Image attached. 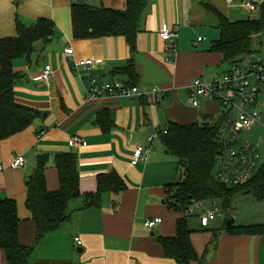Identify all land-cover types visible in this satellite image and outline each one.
<instances>
[{
	"label": "crops",
	"instance_id": "obj_1",
	"mask_svg": "<svg viewBox=\"0 0 264 264\" xmlns=\"http://www.w3.org/2000/svg\"><path fill=\"white\" fill-rule=\"evenodd\" d=\"M76 1L0 0V38L17 35V18L26 22L48 18L55 23L54 36L48 43L39 44L29 59L22 56L13 62L22 75L14 88L15 99L41 115L23 131L0 142V162L4 166L0 171V199L17 202L19 239L24 245L34 244L37 225L26 206V180L37 166L38 154H44L49 159L47 187L58 190L55 157L72 151L77 156L83 193L96 191L98 176L113 171L120 174L126 188L105 193L99 207H84V195L73 199L69 204L70 221L37 243L31 262L179 264L164 255L158 240L159 236L175 235L179 217L165 201L167 186L177 180L178 160L166 149L158 132L170 121L190 123L202 121L207 115L215 120L222 117L224 107L218 101L202 99L198 108L190 106L186 89L196 77L214 79L223 64L222 55L209 50L210 41L218 39L220 31L213 29L207 12L200 13L201 7L206 10L204 4L209 3L229 19L230 7L225 0H148L133 55L121 36L74 38L70 8ZM84 1L121 10L127 5V0ZM165 26L178 29L175 52L160 35ZM202 34L208 35L207 43V36ZM68 47L73 49L75 59H93V64L77 71L72 56L66 53ZM169 56L172 60H167ZM129 60L136 66L134 81L143 95L134 99L86 98V73L100 82H131L121 70ZM46 65L54 72L49 82L38 78ZM155 85L167 89L170 95L160 99L151 94ZM109 118L113 124L105 130ZM74 135L81 136L84 143L72 146ZM151 135L155 136L152 141ZM141 145L151 147L150 155L133 164L135 148ZM19 154L25 157L24 166L11 167ZM158 216L163 221L155 228L144 225L146 219ZM193 217L197 223L194 232L207 231L205 237L194 232L191 235L201 264H264V234L216 230L213 222L217 217L208 227H202L198 216ZM154 231L157 234H152ZM75 237H80L81 245L76 244ZM0 264H8L1 248Z\"/></svg>",
	"mask_w": 264,
	"mask_h": 264
},
{
	"label": "trees",
	"instance_id": "obj_2",
	"mask_svg": "<svg viewBox=\"0 0 264 264\" xmlns=\"http://www.w3.org/2000/svg\"><path fill=\"white\" fill-rule=\"evenodd\" d=\"M147 2L148 0H127L126 8L121 10L78 0L70 8L73 36L77 39L121 36L126 39L134 55ZM204 5L217 17V28L220 31L219 38L212 41L209 50L220 53L223 63L232 64L255 51L254 38L262 37L264 33V2L258 17L236 21L230 20L215 6L209 3ZM16 29V36L0 38V142L23 131L41 115L37 109L15 99L14 88L21 81L22 75L14 69L13 62L22 56L29 59L39 44L48 43L54 36L55 23L48 18L30 22L17 18ZM121 68L129 76L131 82H128L136 85V66L133 60H129ZM222 119L220 117L214 121L211 115H207L202 121L190 123L170 121L158 132L166 149L178 160L177 180L167 186L165 201L168 208L179 215L175 223V235L159 236L158 240L164 255L179 264H191L193 261L201 264V258L191 239L194 229L186 215L191 206L198 202L206 205V202L219 199L223 208L229 209L233 196L239 192L252 193L264 200V163L245 183L230 185L217 179V134ZM206 121H211L209 126L203 125ZM112 124L109 118L103 127L110 130ZM48 163L46 155L38 154L37 166L26 180V206L37 225L34 244L24 245L19 239L17 202L9 198L0 199V248L8 264H39L31 262L37 243L70 221L69 204L73 199L84 195V207H99L105 193H119L126 188L120 174L113 171L98 176L96 191L83 193L77 156L70 151L59 153L55 157L60 188L51 191L45 177ZM224 228L237 235L264 234V223L226 224Z\"/></svg>",
	"mask_w": 264,
	"mask_h": 264
},
{
	"label": "built area",
	"instance_id": "obj_3",
	"mask_svg": "<svg viewBox=\"0 0 264 264\" xmlns=\"http://www.w3.org/2000/svg\"><path fill=\"white\" fill-rule=\"evenodd\" d=\"M231 7L235 0H225ZM264 2V1H263ZM263 2L258 0H242V6L250 12L260 11ZM264 34V33H263ZM162 39L169 43V50L176 51L175 42L178 38L176 27L165 26L160 31ZM201 40V38H199ZM73 60V65L77 69H86L93 64V59L77 60L73 56V49H66ZM167 60H172L169 56ZM53 70L46 65L42 70L39 80L49 82L53 76ZM89 78L85 96L87 99L106 97H128L134 99L144 93L138 85H132L127 80H116L111 82H100L92 78L90 73H86ZM150 93L164 99L170 92L159 85H155ZM187 102L190 106L198 108L202 99L220 102L223 107V119L217 134L218 152L216 155V177L218 180L230 184L238 185L250 180L257 172L259 165V152L255 145L249 140L242 138L244 131H249L255 127L262 129L261 141L264 142V59L256 54V51L245 55L240 60L230 64L229 68L219 73L214 79L206 80L196 77L186 89ZM166 133V129H164ZM155 138L151 135L149 140ZM84 139L81 136L71 137V145H81ZM150 146H137L134 151L132 163L137 164L140 160L147 159L151 152ZM25 164V157L19 154L10 164L13 168H21ZM4 168L0 162V171ZM201 208L196 213L195 208ZM191 217L197 215L202 227H208L211 221L218 216V207L214 202L210 206L198 202L191 206L186 212ZM163 221L162 217L148 218L144 225L153 229ZM77 245H81L80 237H75Z\"/></svg>",
	"mask_w": 264,
	"mask_h": 264
},
{
	"label": "rangeland",
	"instance_id": "obj_4",
	"mask_svg": "<svg viewBox=\"0 0 264 264\" xmlns=\"http://www.w3.org/2000/svg\"><path fill=\"white\" fill-rule=\"evenodd\" d=\"M260 3L264 0H258ZM242 0H235L234 4L229 9V17L231 20H242L246 18H256L259 16V11L255 12H246L244 10V7L241 4ZM207 10V9H206ZM204 7H201L202 12H207L209 18V21L211 24H213V29L216 28L218 25V19L211 11H206ZM202 36L205 37L204 43H207V39L209 38L208 35L202 34ZM202 40V38H201ZM200 41V40H199ZM211 40L210 46L212 44ZM253 48L256 51V54L264 59V34L262 37H255L253 41ZM230 64L223 63L218 67V70L220 73L224 72L229 68ZM216 117H214L213 120H215ZM261 135H262V129L260 127H255L249 131H244L242 133V138L244 140H249L253 145H255L259 152V159H258V165L264 163V142L261 141ZM211 202H214L216 206L218 207V216L217 219L213 222L214 228L216 230L224 228V225H226L229 221V219L232 217L234 218V224L233 225H249V224H257V223H264V200H261L254 196L252 193H243L239 192L236 193L233 196L232 202H231V208L224 209L221 203V200L215 199L213 201L206 202L205 206H210ZM201 208L196 207L195 212H200ZM189 224L191 228H195L197 226V223L195 221V218L193 216L189 217ZM195 230V229H194ZM210 233V231H208ZM196 235H205L207 234V231H196L194 232Z\"/></svg>",
	"mask_w": 264,
	"mask_h": 264
},
{
	"label": "water",
	"instance_id": "obj_5",
	"mask_svg": "<svg viewBox=\"0 0 264 264\" xmlns=\"http://www.w3.org/2000/svg\"><path fill=\"white\" fill-rule=\"evenodd\" d=\"M210 123H211V121H206L203 123V125L209 126ZM234 221H235L234 218L231 217L227 223V226H232L234 224ZM152 234H157V232L154 231Z\"/></svg>",
	"mask_w": 264,
	"mask_h": 264
}]
</instances>
